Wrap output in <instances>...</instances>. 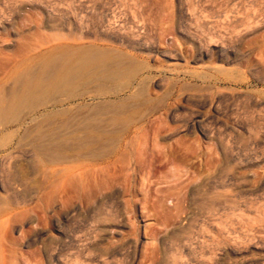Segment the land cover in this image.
Masks as SVG:
<instances>
[{"label": "rangeland", "instance_id": "rangeland-1", "mask_svg": "<svg viewBox=\"0 0 264 264\" xmlns=\"http://www.w3.org/2000/svg\"><path fill=\"white\" fill-rule=\"evenodd\" d=\"M36 35L124 52L152 68L150 96L112 91L102 157L62 165L79 187L9 227L8 263L264 264V0H0V76ZM78 100L39 115L106 104ZM6 154L3 198L19 164L49 168L43 192L61 185L44 157Z\"/></svg>", "mask_w": 264, "mask_h": 264}, {"label": "bare ground", "instance_id": "bare-ground-1", "mask_svg": "<svg viewBox=\"0 0 264 264\" xmlns=\"http://www.w3.org/2000/svg\"><path fill=\"white\" fill-rule=\"evenodd\" d=\"M34 37L32 43H36L35 47L34 44L17 46L16 57L12 56L15 61L8 59L9 65L14 62L13 66H6L5 73L0 76V156L7 152L3 157L10 161L41 156L55 165L50 166L52 174L46 176L47 181L56 178L59 169L64 177L61 185L52 184L55 187L51 185V190H48V186L46 191L49 192H43L45 187L36 177L46 174L48 167L47 170L32 164V167L19 164L14 166L15 171L6 174L5 167L8 165H4L5 173L2 174L7 177L1 185L8 195L5 198L0 196V264H9L3 240L7 239L11 244L18 241L10 236L9 227L33 224L37 218H33L34 211L28 208L30 205L43 204L48 210L56 203L59 194L73 192L79 187L72 175L76 166L62 165L81 159H95L100 154L94 145L112 140L97 118V114L107 108L110 102L107 99L112 91L119 95L136 87L135 100L141 101L143 106L150 96L147 91L152 68L128 58L124 52L94 45L81 46L76 40L73 43L61 40L59 45L53 46L49 45L50 39L42 37L38 42V35ZM41 47L43 51H39ZM2 51L0 49V55L6 53ZM77 99L105 101L106 106L78 104L75 115H72L73 108L39 115L42 109L49 106L68 104ZM122 107L121 111H125V105ZM108 155L110 153L103 156Z\"/></svg>", "mask_w": 264, "mask_h": 264}]
</instances>
